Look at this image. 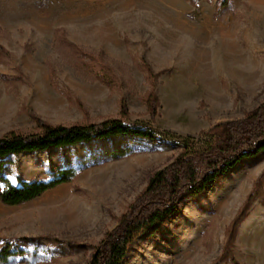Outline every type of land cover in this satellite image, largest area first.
Masks as SVG:
<instances>
[{"label":"rangeland","instance_id":"obj_1","mask_svg":"<svg viewBox=\"0 0 264 264\" xmlns=\"http://www.w3.org/2000/svg\"><path fill=\"white\" fill-rule=\"evenodd\" d=\"M217 5L0 0V137L37 132V120L71 126L119 119L124 102L127 123L164 139L122 138L10 158L13 184L50 181L63 169L77 174L30 202L0 201L1 245L40 239L48 252L41 249L31 264H89L156 171L204 150L216 126L264 103V0H231L222 18L215 17ZM152 92L154 117L146 101ZM121 148L132 152L107 158ZM251 194L258 195L245 212ZM226 245H233L229 258L220 259ZM230 258L264 264V152L206 193L186 196L178 213L135 241L124 264H232Z\"/></svg>","mask_w":264,"mask_h":264},{"label":"trees","instance_id":"obj_2","mask_svg":"<svg viewBox=\"0 0 264 264\" xmlns=\"http://www.w3.org/2000/svg\"><path fill=\"white\" fill-rule=\"evenodd\" d=\"M188 1L197 4L199 0ZM230 8L231 0H218L215 17L222 18ZM155 96L152 92L146 99L152 117L156 116L158 106V99ZM121 108L119 119L71 126L52 125L37 120V132L22 134L11 131L0 137L1 203L5 206H18L30 202L49 190L72 182L77 174L74 168L63 169L50 181L18 180V184H13L8 178L10 158L95 142H112L122 138L148 140L152 143L164 142V139L153 129L127 123L125 119L128 114L124 102L121 103ZM211 135L213 140L204 150L194 154H182L170 165L151 176L146 188L122 214L115 228L107 232L94 248L89 264H124L135 241L178 213L180 204L186 196L206 193L241 162L254 159L263 153L264 103L242 120L216 126L211 130ZM131 152L132 149L121 148L108 154L107 158H122ZM257 195H249L245 202V212ZM236 220L232 224L231 231L237 225L238 220ZM230 236L233 240L232 233ZM20 242L32 245L33 250L29 251L21 247ZM51 242L61 244V241L56 239ZM78 247H80L79 243L71 244L72 249ZM232 247L233 245H226L223 257L220 259L229 258L228 253ZM41 249L48 252V247L43 245L40 239L22 237L4 245H1L0 239V264L20 262L31 264L40 257ZM230 259L232 264H238Z\"/></svg>","mask_w":264,"mask_h":264},{"label":"bare ground","instance_id":"obj_3","mask_svg":"<svg viewBox=\"0 0 264 264\" xmlns=\"http://www.w3.org/2000/svg\"><path fill=\"white\" fill-rule=\"evenodd\" d=\"M2 10V9H1ZM6 11V10H5ZM7 14V13H6ZM13 15V14H12ZM174 95H177V94H174Z\"/></svg>","mask_w":264,"mask_h":264}]
</instances>
